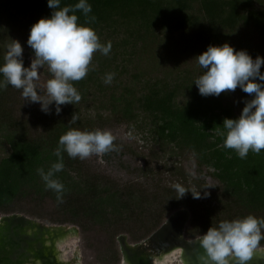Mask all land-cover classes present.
I'll return each instance as SVG.
<instances>
[{
  "label": "trees",
  "instance_id": "16d2710c",
  "mask_svg": "<svg viewBox=\"0 0 264 264\" xmlns=\"http://www.w3.org/2000/svg\"><path fill=\"white\" fill-rule=\"evenodd\" d=\"M78 2L61 0L60 7ZM87 2L92 11L85 17L78 10L75 13L78 23L92 27L101 44L111 43V50L108 55L95 52L85 78L72 82L81 95L79 103L62 106L59 115L53 108L52 114L41 112L31 120L15 114L13 104L19 90L10 85L0 88V136L10 146L9 154L0 160V211H14L22 202L44 206L50 199L61 213L53 222H69L83 230L106 224L112 238L124 231L128 221L151 231L161 217L189 196V208L194 216L198 199L192 194L186 193L178 199L175 188L169 189L162 208L157 209L156 201L159 204L161 201L156 193L149 198L145 189L134 184L121 187L109 178L93 175L83 160L70 158L66 152L62 153L64 168L54 177L63 185L61 193L47 188L38 173V169L47 172L58 161L54 152L59 138L70 128L95 131L109 122L133 121L141 110L150 117L158 139L192 152L198 168L213 169L211 175L220 183L213 197L216 215L203 222V230L249 214L264 218V150L259 155L250 150L241 159L235 150L225 148L222 121L237 118L226 105L227 92L219 97H203L193 84L203 73L195 57L209 45L227 42L237 50H247L253 58L263 53L264 0ZM51 11L47 0H0V27L4 21L30 29ZM174 32H182L186 37L176 40L166 35ZM251 32L260 35V44L254 43ZM189 33L193 35L190 37ZM9 44L0 41V64ZM167 51L186 54L194 60L193 66L176 68L175 74L169 72L162 77L147 75L151 73H146L144 66L151 67L153 73L159 72L164 56L169 55ZM261 72L264 73V65ZM109 74L114 76L106 84ZM124 75H130L132 80L121 81ZM242 94L246 100L251 99L248 94ZM89 99L97 109L106 111V115L99 111L94 118L83 117L76 105ZM74 112L79 119L69 124ZM260 246H264V240Z\"/></svg>",
  "mask_w": 264,
  "mask_h": 264
},
{
  "label": "clouds",
  "instance_id": "9594fccd",
  "mask_svg": "<svg viewBox=\"0 0 264 264\" xmlns=\"http://www.w3.org/2000/svg\"><path fill=\"white\" fill-rule=\"evenodd\" d=\"M60 5L61 0H47V6L52 10L50 15L31 25L27 45L33 50V59L28 66L23 59L24 49L15 39L7 46L4 62L0 64V76L3 77L0 88L10 85L21 90L24 99L30 104H39L44 114H52L54 108L55 114L59 115L62 106L79 103L81 95L72 82L85 78L95 52L108 55L111 50V43L101 44L92 27L78 23L75 14L78 10L85 17L92 11L87 0H79L74 6L61 8ZM195 59L203 69L193 83L199 95L219 97L239 88L251 97L242 101L244 107L237 118L223 119V144L225 148L235 150L241 159L246 158L250 150L259 155L264 150V73L261 72L264 57L253 58L247 50H237L225 42L209 45ZM45 66L50 78L42 87L39 73ZM113 76L107 75L104 82L110 84ZM78 119L74 112L69 124H75ZM113 141L114 136L106 130L70 128L59 138L54 152L58 161L47 172L38 169V173L47 188L59 194L63 185L54 177L64 168L63 152L70 158L83 160L93 154L100 156L111 151ZM174 188L178 199L191 192L180 184ZM191 194L195 199L202 198L201 191ZM208 195L206 191L203 193L205 198ZM197 240L204 249L203 264H247L255 253L264 255V247L260 246V241L264 240V218L249 214L223 220L218 226H210Z\"/></svg>",
  "mask_w": 264,
  "mask_h": 264
},
{
  "label": "rangeland",
  "instance_id": "374dc122",
  "mask_svg": "<svg viewBox=\"0 0 264 264\" xmlns=\"http://www.w3.org/2000/svg\"><path fill=\"white\" fill-rule=\"evenodd\" d=\"M29 31V28L24 27L20 23L13 25L12 23L5 24L3 21L0 27V34L2 35L0 41L11 44L13 39H15L21 43L24 49L23 58L25 66H28L33 59V50L27 45ZM189 34L190 37L193 35L191 33ZM250 34L254 39V43L256 45L260 44V35L257 32H251ZM166 35L176 40L186 37L182 32H174ZM178 50L181 51V49ZM262 50L263 53L260 56L264 57V47ZM167 53L169 55L164 56L159 72L153 73L150 71L151 67L147 68L144 66V71L151 73L147 75H159L162 77L169 72L175 74L176 68L183 69L189 67L194 61L187 57L186 54H180V52L177 55H174V52L172 53L170 51H167ZM39 76L40 84L43 87L46 80L50 78L47 66L39 73ZM129 80H132L130 75H124L121 78V81L125 83ZM244 100H246V97L243 96L239 88L235 92H227L226 105L230 106L234 115L237 117L244 107V103L242 102ZM76 106H79L81 115L86 118H94L96 112L101 111L97 109L95 104H92L91 99ZM13 107L16 116L31 120H33L34 116L38 117L41 113L40 105L28 103L22 96L21 90H19L16 96ZM101 113L106 115V111H101ZM100 130L109 131L114 136L113 149L100 156L93 154L83 159V164L87 166L86 168L89 173L99 177L109 178L121 187L126 184H134V187L145 189L146 193L150 196L149 198H152L154 193H156L158 195L157 200L161 201L160 204L156 201L157 205L154 208L156 207L157 209L160 208L161 203L166 201V197L169 194L168 190L174 189L176 184L185 187L186 190L193 192L194 195L199 194L201 191L202 198L196 201L194 216L189 208L191 204L189 196V198H185L181 202L180 206L161 217L157 226L151 231L137 228L133 222L128 221L124 231L117 233L113 238L110 236L106 224L102 228L94 227V229L83 230L81 226L69 222H53L52 219H55L61 213L56 211L57 207L53 205V201L50 199L46 201L47 203L44 206L41 204L33 206V204L22 202L18 204V209L14 211H0V216L19 215L36 220L44 225L66 224L71 226L77 233V241L67 246L70 250L75 245L78 247L79 264H119L122 255L119 247V236H124L129 244H137L147 239L170 216L182 211L187 213V221L183 226L182 232L183 238L194 239L206 232L203 230V222L216 215L213 209L216 206L213 197L218 192L220 186V183L211 175L212 168L204 166L198 168L192 152L187 149H180L171 142L158 139L157 134L153 132L150 117L141 110H138L137 116L133 121L119 124L109 122ZM9 152V144L0 136V160L6 157ZM205 191L209 193L206 198L203 197ZM191 192L188 193L191 194ZM19 207L23 210L19 209ZM170 230L167 232L168 236ZM65 259L68 261L69 254H66Z\"/></svg>",
  "mask_w": 264,
  "mask_h": 264
},
{
  "label": "bare ground",
  "instance_id": "6f19581e",
  "mask_svg": "<svg viewBox=\"0 0 264 264\" xmlns=\"http://www.w3.org/2000/svg\"><path fill=\"white\" fill-rule=\"evenodd\" d=\"M186 221V212L175 213L158 240L147 238L139 245L120 238V264H203L205 253L197 239L182 247L175 240L173 232ZM76 241L71 226L44 225L19 215L0 216V264H79L78 247L70 250L67 246ZM247 264H264V255L255 253Z\"/></svg>",
  "mask_w": 264,
  "mask_h": 264
},
{
  "label": "water",
  "instance_id": "95a60500",
  "mask_svg": "<svg viewBox=\"0 0 264 264\" xmlns=\"http://www.w3.org/2000/svg\"><path fill=\"white\" fill-rule=\"evenodd\" d=\"M173 216H170L167 220H166V222H164L158 229H156L149 237H148V239L149 238H151V237H155V240H158V237L160 236V234L162 233V231L163 230H165V228L168 226V223H169V220L172 218ZM167 225V226H166ZM58 226H66V227H68V225H66V224H62V225H58ZM166 226V227H165ZM183 226H184V223L183 224H181V226H179V228H177V230L174 232V237H175V240H177L178 241V243H181V247H182V245L183 244H187L188 243V241H186L184 238H183V236H182V232H183ZM124 236H119V239L120 238H123ZM163 238V237H162ZM124 239H125V237H124ZM194 239H197V238H194ZM194 239H191V240H194ZM144 241V240H143ZM143 241H141V242H139V243H137V244H133V245H139V244H141ZM190 242V241H189ZM179 245V244H178ZM258 263H261V262H258Z\"/></svg>",
  "mask_w": 264,
  "mask_h": 264
},
{
  "label": "flooded vegetation",
  "instance_id": "af4514ba",
  "mask_svg": "<svg viewBox=\"0 0 264 264\" xmlns=\"http://www.w3.org/2000/svg\"><path fill=\"white\" fill-rule=\"evenodd\" d=\"M185 239V238H184ZM191 239H193V238H188V239H185L186 241H188V240H191ZM122 262V255H121V260H120V262H119V264Z\"/></svg>",
  "mask_w": 264,
  "mask_h": 264
}]
</instances>
